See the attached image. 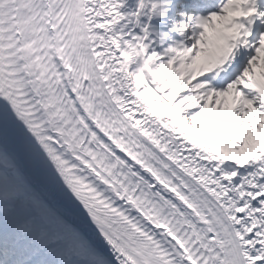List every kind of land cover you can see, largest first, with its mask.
Returning <instances> with one entry per match:
<instances>
[{
	"label": "snow or ice",
	"instance_id": "obj_1",
	"mask_svg": "<svg viewBox=\"0 0 264 264\" xmlns=\"http://www.w3.org/2000/svg\"><path fill=\"white\" fill-rule=\"evenodd\" d=\"M0 264H264V0H0Z\"/></svg>",
	"mask_w": 264,
	"mask_h": 264
}]
</instances>
